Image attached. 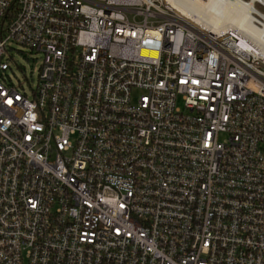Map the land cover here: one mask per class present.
Returning a JSON list of instances; mask_svg holds the SVG:
<instances>
[{"label":"built area","instance_id":"obj_1","mask_svg":"<svg viewBox=\"0 0 264 264\" xmlns=\"http://www.w3.org/2000/svg\"><path fill=\"white\" fill-rule=\"evenodd\" d=\"M242 39L164 0H0V264H264V48ZM14 51L41 56L31 95Z\"/></svg>","mask_w":264,"mask_h":264},{"label":"bare ground","instance_id":"obj_2","mask_svg":"<svg viewBox=\"0 0 264 264\" xmlns=\"http://www.w3.org/2000/svg\"><path fill=\"white\" fill-rule=\"evenodd\" d=\"M181 16L221 37L237 33L264 48V0H164ZM243 38V39H244ZM242 39V41H244Z\"/></svg>","mask_w":264,"mask_h":264},{"label":"rangeland","instance_id":"obj_3","mask_svg":"<svg viewBox=\"0 0 264 264\" xmlns=\"http://www.w3.org/2000/svg\"><path fill=\"white\" fill-rule=\"evenodd\" d=\"M257 8L264 13L263 7L257 5ZM19 49L24 50L23 48ZM35 55H37L38 57L34 61L33 58L35 57ZM10 61L12 69L5 73L4 78L6 79V81L11 82L13 85H15L20 91H24L28 95H31V87L36 84L38 72L40 70V54H24L21 51H14L13 61Z\"/></svg>","mask_w":264,"mask_h":264}]
</instances>
